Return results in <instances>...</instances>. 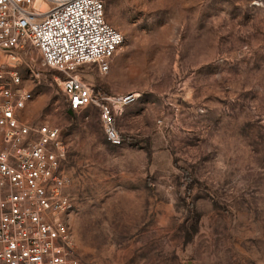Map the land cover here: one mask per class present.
Masks as SVG:
<instances>
[{
  "label": "rangeland",
  "instance_id": "374dc122",
  "mask_svg": "<svg viewBox=\"0 0 264 264\" xmlns=\"http://www.w3.org/2000/svg\"><path fill=\"white\" fill-rule=\"evenodd\" d=\"M124 35L108 72L140 94L111 144L97 107L70 115L56 71L28 47L32 124L65 129L72 229L84 264H264V0H103ZM0 264H6L0 260Z\"/></svg>",
  "mask_w": 264,
  "mask_h": 264
},
{
  "label": "built area",
  "instance_id": "2783aa9c",
  "mask_svg": "<svg viewBox=\"0 0 264 264\" xmlns=\"http://www.w3.org/2000/svg\"><path fill=\"white\" fill-rule=\"evenodd\" d=\"M0 0V260L6 264H84L76 247V212L67 173L65 129L32 124L27 117L39 71L24 59L35 48L74 113L98 108L107 140L125 138L116 112L135 93L110 95L79 74L93 64L100 72L124 43L123 33L106 19L103 0Z\"/></svg>",
  "mask_w": 264,
  "mask_h": 264
},
{
  "label": "bare ground",
  "instance_id": "6f19581e",
  "mask_svg": "<svg viewBox=\"0 0 264 264\" xmlns=\"http://www.w3.org/2000/svg\"><path fill=\"white\" fill-rule=\"evenodd\" d=\"M37 6L41 9H46L47 8V2L45 0H37ZM136 97L139 98L140 94H136ZM123 111V110H122Z\"/></svg>",
  "mask_w": 264,
  "mask_h": 264
},
{
  "label": "water",
  "instance_id": "95a60500",
  "mask_svg": "<svg viewBox=\"0 0 264 264\" xmlns=\"http://www.w3.org/2000/svg\"><path fill=\"white\" fill-rule=\"evenodd\" d=\"M68 113H69L70 115H73V114H74V112H73V110H72L71 108H68Z\"/></svg>",
  "mask_w": 264,
  "mask_h": 264
}]
</instances>
